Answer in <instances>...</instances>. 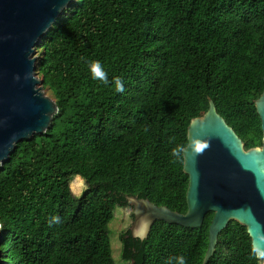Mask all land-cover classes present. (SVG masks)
Wrapping results in <instances>:
<instances>
[{"label": "trees", "instance_id": "obj_1", "mask_svg": "<svg viewBox=\"0 0 264 264\" xmlns=\"http://www.w3.org/2000/svg\"><path fill=\"white\" fill-rule=\"evenodd\" d=\"M37 56L58 112L0 168L1 264H113L109 224L126 195L185 213L182 150L210 99L247 149L262 144L264 0H74ZM93 61L109 83L92 78ZM76 175L85 181L78 196ZM213 216L198 228L158 220L145 239L128 229L122 257L202 264ZM263 262L232 220L208 264Z\"/></svg>", "mask_w": 264, "mask_h": 264}, {"label": "water", "instance_id": "obj_2", "mask_svg": "<svg viewBox=\"0 0 264 264\" xmlns=\"http://www.w3.org/2000/svg\"><path fill=\"white\" fill-rule=\"evenodd\" d=\"M73 1L0 0V168L19 142L47 132L58 112L36 70L37 45ZM255 105L262 144L247 149L210 99L208 110L191 120L182 150L189 176L187 211L126 195L134 210L129 227L133 237L147 238L158 220L198 228L214 212L202 264L209 263L219 234L232 220L247 227L257 257L264 260V90ZM2 237L0 223V244Z\"/></svg>", "mask_w": 264, "mask_h": 264}, {"label": "rangeland", "instance_id": "obj_3", "mask_svg": "<svg viewBox=\"0 0 264 264\" xmlns=\"http://www.w3.org/2000/svg\"><path fill=\"white\" fill-rule=\"evenodd\" d=\"M44 92L53 98L52 91L49 88H43ZM71 188L75 195H80L85 188L84 179L76 175L71 181ZM133 207L127 206H116L114 210V217L109 224L110 238L112 245V256L114 259L113 264H131L130 261H126L122 257L123 243L121 236L125 233L133 222ZM264 264V262H263Z\"/></svg>", "mask_w": 264, "mask_h": 264}, {"label": "clouds", "instance_id": "obj_4", "mask_svg": "<svg viewBox=\"0 0 264 264\" xmlns=\"http://www.w3.org/2000/svg\"><path fill=\"white\" fill-rule=\"evenodd\" d=\"M89 67H90V71H91L93 79L100 80L101 82L105 84L109 83L107 73L104 71L103 66L101 65L99 61L91 62ZM114 80H115V90L117 92H124L125 88H124L123 80L120 79L119 77L114 78ZM174 155H179V151L174 150ZM53 220L58 223L59 217H53ZM176 259L178 260V264H186V260L184 257L181 256Z\"/></svg>", "mask_w": 264, "mask_h": 264}, {"label": "flooded vegetation", "instance_id": "obj_5", "mask_svg": "<svg viewBox=\"0 0 264 264\" xmlns=\"http://www.w3.org/2000/svg\"><path fill=\"white\" fill-rule=\"evenodd\" d=\"M261 146V145H260Z\"/></svg>", "mask_w": 264, "mask_h": 264}]
</instances>
